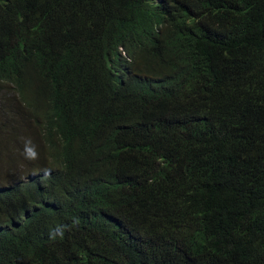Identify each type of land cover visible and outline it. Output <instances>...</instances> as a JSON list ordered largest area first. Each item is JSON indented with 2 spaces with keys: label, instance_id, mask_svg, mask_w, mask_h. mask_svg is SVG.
Here are the masks:
<instances>
[{
  "label": "trees",
  "instance_id": "trees-1",
  "mask_svg": "<svg viewBox=\"0 0 264 264\" xmlns=\"http://www.w3.org/2000/svg\"><path fill=\"white\" fill-rule=\"evenodd\" d=\"M0 264H264V0H0Z\"/></svg>",
  "mask_w": 264,
  "mask_h": 264
},
{
  "label": "clouds",
  "instance_id": "clouds-1",
  "mask_svg": "<svg viewBox=\"0 0 264 264\" xmlns=\"http://www.w3.org/2000/svg\"><path fill=\"white\" fill-rule=\"evenodd\" d=\"M25 153H26L27 157L30 159H34L37 156V153L35 152L34 147H32V146L26 145ZM20 222L21 223L24 222V219H21Z\"/></svg>",
  "mask_w": 264,
  "mask_h": 264
}]
</instances>
